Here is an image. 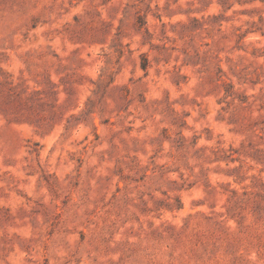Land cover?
<instances>
[{
  "label": "rangeland",
  "instance_id": "rangeland-1",
  "mask_svg": "<svg viewBox=\"0 0 264 264\" xmlns=\"http://www.w3.org/2000/svg\"><path fill=\"white\" fill-rule=\"evenodd\" d=\"M0 264H264V0H0Z\"/></svg>",
  "mask_w": 264,
  "mask_h": 264
}]
</instances>
